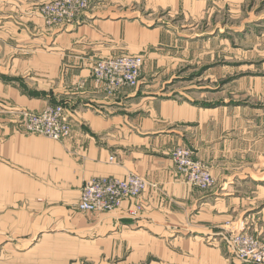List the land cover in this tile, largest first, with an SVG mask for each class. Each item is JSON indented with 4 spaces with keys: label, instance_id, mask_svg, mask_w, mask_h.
Segmentation results:
<instances>
[{
    "label": "crops",
    "instance_id": "1",
    "mask_svg": "<svg viewBox=\"0 0 264 264\" xmlns=\"http://www.w3.org/2000/svg\"><path fill=\"white\" fill-rule=\"evenodd\" d=\"M45 1L0 0V264H240L226 257L218 237L212 244L196 233L235 228L236 207L227 201L233 193L225 187L263 180L233 169L249 162L253 126L235 122L237 108L175 94L174 80L164 78L202 44L174 42L152 19L123 16L128 0H94L61 25L44 22ZM122 54L143 56L139 84L108 95L92 81L91 65ZM205 66L216 79V64ZM56 103L70 120L68 135L23 130L24 112ZM177 145L211 166L220 189L209 193L187 182L170 157ZM129 172L148 182L139 199L124 198L111 212L77 208L86 179ZM135 202L141 210L130 217Z\"/></svg>",
    "mask_w": 264,
    "mask_h": 264
},
{
    "label": "rangeland",
    "instance_id": "2",
    "mask_svg": "<svg viewBox=\"0 0 264 264\" xmlns=\"http://www.w3.org/2000/svg\"><path fill=\"white\" fill-rule=\"evenodd\" d=\"M132 1L133 0L125 1V5L121 6L123 8L121 10L123 16H128V14L136 15V17L140 16L144 24L152 21L153 25H162L166 27L173 33L174 42L188 44L194 43V41L197 40L202 44V47H200L201 52H196L195 55L188 53L179 60L177 59V67L173 74L166 75L164 78L170 77V82L171 79L174 80L172 85L175 94L180 95L182 93H179V91H184L187 97H192V101L203 103L204 106L216 105L217 108H237L234 112L237 113L235 122L238 123V120H240V123L253 126L250 133L253 144L252 148L247 150V155L244 157L245 160L249 162L243 165L238 164L236 167H233V169L235 171V169L242 170L245 168L246 170L243 174H252V176L257 174V176L264 177V144L259 147V139L262 141L264 139V0ZM93 2L94 0H91L89 8ZM120 5L118 4V6ZM192 5H194L195 9L201 8L199 14L192 12ZM79 16L70 21L78 19ZM209 53H214V58L213 55ZM173 54L180 55V52L177 51ZM118 56H141L143 58L142 55L131 54L108 56L105 58ZM100 59L104 58L96 59L91 65V71L95 62ZM210 62L216 64V79H211L210 75L205 71L207 68L205 65ZM141 68L142 65L139 68L136 85H123L111 92L106 91L96 84L92 72L91 78L102 91L108 95H113L124 89L136 88L140 81ZM165 86L166 85L163 84V87L161 86L162 89L165 88ZM64 112L66 119L70 123L65 108ZM256 138H259L258 142H254ZM176 147L188 148L192 153V157L203 164L216 179V184L211 189L201 190L197 188L198 190L210 193L212 190L215 191L216 189L217 191L220 189L221 186H219L218 178L212 173L211 166L196 158L190 146H175L170 153L173 163L172 153ZM253 149L256 150L253 151ZM256 151H258V155L262 152V159L257 157V155L255 156ZM176 170L178 171L177 167ZM130 173L135 172H129L124 177L108 176L124 179ZM145 181L147 186L148 182L146 179ZM145 188L136 196L126 195L121 197L119 203L112 209L84 210L83 212L104 213L115 211L120 207L124 198L139 199ZM227 190L233 193L232 197L227 201L228 204L231 205L234 203L236 207L232 218H234L238 224L235 228H222L216 230L215 227L211 229V233L209 232L210 234L207 232L204 234L196 233V235H199V237L202 236L201 238H205L206 240L210 238V241H208L212 244L216 243L214 240L218 237L219 241H222L221 244L226 246V257L235 259L240 264H262L242 254V245L239 243L240 241L237 237L239 235H249L259 243L264 244V178L257 183L241 179L233 184L227 185L224 191L227 192ZM78 201L76 204L77 208ZM139 210H141V204L135 202V206L128 211V215L134 217ZM134 211L135 213H132ZM195 231L197 230L190 229L188 233L190 235H195ZM80 262L81 264H92L91 261L86 260ZM98 264H116V262L114 259H102Z\"/></svg>",
    "mask_w": 264,
    "mask_h": 264
},
{
    "label": "built area",
    "instance_id": "3",
    "mask_svg": "<svg viewBox=\"0 0 264 264\" xmlns=\"http://www.w3.org/2000/svg\"><path fill=\"white\" fill-rule=\"evenodd\" d=\"M91 0H49L39 6V12L47 25L64 24L89 8ZM143 63L141 56H118L97 60L92 67V76L97 85L108 92L117 88L137 84L139 68ZM24 131L44 135L53 139L65 137L70 131L63 105L51 104L40 112H24ZM112 158V157H110ZM172 159L190 185L209 190L216 184V179L206 167L192 157L186 147H176ZM146 186V181L138 174L130 173L119 179L108 175L92 177L81 188L78 208L84 210H108L115 207L121 197L136 196ZM132 213H135L132 212ZM243 255L264 264V244L249 235H239Z\"/></svg>",
    "mask_w": 264,
    "mask_h": 264
},
{
    "label": "bare ground",
    "instance_id": "4",
    "mask_svg": "<svg viewBox=\"0 0 264 264\" xmlns=\"http://www.w3.org/2000/svg\"><path fill=\"white\" fill-rule=\"evenodd\" d=\"M145 180V179H144Z\"/></svg>",
    "mask_w": 264,
    "mask_h": 264
}]
</instances>
